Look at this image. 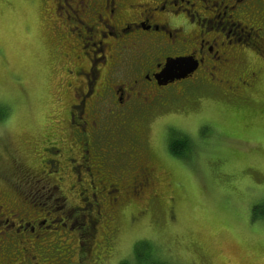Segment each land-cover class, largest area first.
<instances>
[{
	"label": "rangeland",
	"instance_id": "1",
	"mask_svg": "<svg viewBox=\"0 0 264 264\" xmlns=\"http://www.w3.org/2000/svg\"><path fill=\"white\" fill-rule=\"evenodd\" d=\"M46 6L44 0H0V197L8 194L4 199L28 213L53 210L49 218L66 224L46 222L49 228L35 230L29 244L38 264H264V69L248 100L187 82L175 84L185 91L160 107L138 106L139 115L119 129V146L129 153L135 148L160 168L140 194L121 196L108 221L93 209V228L87 215L80 226L88 201L78 202L77 181L61 180L56 189L55 180L13 173L18 164L37 165L34 151L50 135L51 141L68 137L70 93L66 81L59 84L67 58L52 41ZM124 75L131 78L125 65ZM13 234L0 225L4 248L19 264L24 253L11 240L26 233Z\"/></svg>",
	"mask_w": 264,
	"mask_h": 264
},
{
	"label": "flooded vegetation",
	"instance_id": "2",
	"mask_svg": "<svg viewBox=\"0 0 264 264\" xmlns=\"http://www.w3.org/2000/svg\"><path fill=\"white\" fill-rule=\"evenodd\" d=\"M44 1L52 41L67 58L59 84L66 81L70 93L68 137L51 141L55 134L50 135L34 151L37 165L20 169L18 164L13 173L21 172V180H55L56 189L61 180L77 181L78 202L88 201L80 226L87 215L89 229L95 224L89 216L93 209L98 219L114 216L113 207L121 196L137 190L140 194L160 168L156 160L140 157L135 148L129 153L119 146V129L127 118L139 115L138 106L160 107L171 95L183 94L186 87L176 85L187 82L206 84L238 100L250 98L248 92L264 69V0ZM175 57L189 58L194 67L185 78L162 83L159 73L166 60ZM124 65L130 79L124 75ZM125 155L127 162L121 165ZM126 165L129 170L122 172ZM7 196L0 197V225L11 227L13 236L26 233L11 240L24 253L19 264H38L37 249L29 244L36 238L35 230L63 218H49L53 210L28 213L22 205L4 199ZM67 198L63 192L61 199ZM64 222L60 224L66 227ZM75 223H68L69 228ZM4 242L0 241V264H18ZM77 248L81 252L79 241ZM67 260L68 256L59 261Z\"/></svg>",
	"mask_w": 264,
	"mask_h": 264
},
{
	"label": "water",
	"instance_id": "3",
	"mask_svg": "<svg viewBox=\"0 0 264 264\" xmlns=\"http://www.w3.org/2000/svg\"><path fill=\"white\" fill-rule=\"evenodd\" d=\"M193 67L194 65L189 58H169L166 60L162 71L159 73V78H161L162 83H167L174 79L185 77L192 71Z\"/></svg>",
	"mask_w": 264,
	"mask_h": 264
},
{
	"label": "trees",
	"instance_id": "4",
	"mask_svg": "<svg viewBox=\"0 0 264 264\" xmlns=\"http://www.w3.org/2000/svg\"><path fill=\"white\" fill-rule=\"evenodd\" d=\"M5 116V113H4V109H1L0 108V119H2L3 117ZM263 205H261V207H262ZM257 208V207H256ZM151 264H157L156 262H153V263H151Z\"/></svg>",
	"mask_w": 264,
	"mask_h": 264
},
{
	"label": "bare ground",
	"instance_id": "5",
	"mask_svg": "<svg viewBox=\"0 0 264 264\" xmlns=\"http://www.w3.org/2000/svg\"><path fill=\"white\" fill-rule=\"evenodd\" d=\"M93 114V113H92Z\"/></svg>",
	"mask_w": 264,
	"mask_h": 264
}]
</instances>
